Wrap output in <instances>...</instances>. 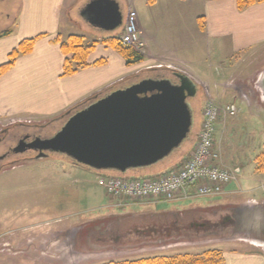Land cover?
I'll use <instances>...</instances> for the list:
<instances>
[{
    "label": "rangeland",
    "instance_id": "obj_1",
    "mask_svg": "<svg viewBox=\"0 0 264 264\" xmlns=\"http://www.w3.org/2000/svg\"><path fill=\"white\" fill-rule=\"evenodd\" d=\"M117 1L122 16L131 13L138 20H147L150 28L151 22L160 25L165 18L185 17L184 12L188 23L193 22L186 5H170L168 10L167 0ZM182 1L187 4L190 0ZM17 9L16 0L0 2V30L5 29L4 15L13 21ZM195 22L194 31L188 32L194 34L202 59L192 66L174 63L161 72L138 66L132 77V82H138L145 77L189 73L201 82L195 84L196 95L187 99L192 112L187 138L164 161L144 174L129 177H124L126 173L71 166L68 159L57 154L38 160L13 155L0 161V264H104L155 256H198L209 250L221 252L225 264H264V222L260 219L264 216V172L259 171L260 164L255 160L264 145V98L258 84L263 62L252 51L232 56L229 39L207 38L200 33L199 20ZM120 30L104 33H115L117 37ZM163 30L159 34L166 41L176 39L180 33L175 27ZM166 43L167 51H172L174 44ZM144 50L135 52L144 58ZM227 66L231 67L228 73ZM207 100L234 102L239 110L236 117L217 126L216 151L222 167L239 170L241 193L228 200L194 197L175 203H141L131 209L116 206L98 186V178H151L161 167L181 164L196 143ZM72 112L48 120L0 118V132L13 125L30 126L33 128L18 131L26 130L45 139L60 131ZM2 140L1 155L12 145L11 139ZM236 208L243 211L240 227L245 231L237 232L232 227ZM248 214L252 223L247 221ZM225 219L228 223L222 226ZM79 247H84V254Z\"/></svg>",
    "mask_w": 264,
    "mask_h": 264
},
{
    "label": "crops",
    "instance_id": "obj_2",
    "mask_svg": "<svg viewBox=\"0 0 264 264\" xmlns=\"http://www.w3.org/2000/svg\"><path fill=\"white\" fill-rule=\"evenodd\" d=\"M2 1L0 0V2ZM16 1L18 9L13 21L9 15H4L5 23L2 26L5 29L0 30V33L10 31L9 36L0 39V65L7 62L10 52L22 40L38 36L40 38L36 41L29 55L19 57L13 68L0 77V118L6 120L10 118L11 120H9L12 121L13 117L23 120H48L58 117L78 104L89 101L88 104L111 91L136 83L132 82V77H134V70L138 66H143L145 70H158V72H161V69L171 68L174 63L192 66L202 59L200 52L195 47L194 34L189 35L188 32L194 31L195 20L197 19L199 20L200 33H205L207 38L229 39L232 56L252 51L253 55L258 56L259 61L263 62L264 66V2L239 12L236 9L235 0H190L187 4L182 0H167L168 10L170 5L176 7L186 5L187 14L192 13L190 17L193 22L188 23V17L184 12L185 17L165 18L161 20L160 25L159 22H151L150 28L147 20L142 18L138 20L136 17L138 29L145 45V59L139 65L126 67L123 59L101 42L109 38H119L122 27L116 37L115 33L106 34L105 31L91 27L81 18L83 8L91 0ZM114 1L118 4L121 12L122 6L117 0ZM149 3H153V0H150ZM129 5L128 2L127 8ZM196 8L199 9L198 13L194 12ZM73 10L75 14L72 12ZM127 13L124 16L121 13L122 23H124ZM197 14H202L203 17H199L200 15ZM179 15L182 16L181 13ZM67 16H70L71 21L68 20ZM203 20L205 25H203ZM181 24L184 25L182 29H180ZM168 27H175V31L180 32L172 41H166L159 34L160 31L165 32L163 29H168ZM69 35L82 36L87 44L98 43L87 58V63L91 67L71 77L61 78L64 56L61 54L56 40L62 41ZM86 36L89 39H86ZM166 42L174 44L172 51H167ZM159 49H163L164 53ZM196 55L200 58H197ZM101 60L105 64L94 66L96 62ZM230 70V66L225 68L227 73ZM263 72L264 68L261 74ZM186 75L196 85H200L198 83L200 81L195 77L189 73ZM162 77L165 78L166 76L163 75ZM261 110L264 109L261 108ZM192 150L181 164L175 168L173 165L161 167V170L154 172V177L179 168L190 157ZM219 165L223 166L220 158ZM143 170L145 171L140 173L139 170L127 172L124 177L144 174L149 169ZM238 180L239 178L236 182L228 185L219 198L228 200L230 196L241 193V182ZM187 191L192 196V188H188ZM133 206L128 208L131 209ZM130 209L127 212L131 211ZM82 249L79 247V252L84 254Z\"/></svg>",
    "mask_w": 264,
    "mask_h": 264
},
{
    "label": "water",
    "instance_id": "obj_3",
    "mask_svg": "<svg viewBox=\"0 0 264 264\" xmlns=\"http://www.w3.org/2000/svg\"><path fill=\"white\" fill-rule=\"evenodd\" d=\"M81 18L91 27L112 32L122 16L114 0H91ZM156 77L109 92L70 114L53 136L35 139L31 148L62 155L77 166L127 173L164 161L187 138L192 125L188 98L196 86L187 76ZM264 98V72L258 80ZM260 215L259 212H257ZM247 221L252 223L250 214Z\"/></svg>",
    "mask_w": 264,
    "mask_h": 264
},
{
    "label": "built area",
    "instance_id": "obj_4",
    "mask_svg": "<svg viewBox=\"0 0 264 264\" xmlns=\"http://www.w3.org/2000/svg\"><path fill=\"white\" fill-rule=\"evenodd\" d=\"M136 18L127 13L120 43L140 51L145 45L141 39ZM238 108L234 103L220 104L207 100L202 110V123L189 159L178 169L155 178L99 177L97 184L119 207L140 203H172L186 201L191 197L217 198L225 188L237 180L239 170L219 165L215 150L216 126L236 117ZM192 188V196L188 193Z\"/></svg>",
    "mask_w": 264,
    "mask_h": 264
},
{
    "label": "trees",
    "instance_id": "obj_5",
    "mask_svg": "<svg viewBox=\"0 0 264 264\" xmlns=\"http://www.w3.org/2000/svg\"><path fill=\"white\" fill-rule=\"evenodd\" d=\"M235 2L236 9L239 12H242L248 7L263 3L264 0H235ZM9 34V30L0 33V39L9 36ZM39 38L40 36L22 40L17 45V47L10 52L7 57V62L0 65V77L6 74L9 70H11V68H13L16 60L19 57L29 55L32 52L36 41ZM101 42L102 44L115 51L123 59L126 67H131L140 64L144 61L142 55L136 53L131 48L123 46L120 43L119 38H109L106 40H102ZM97 43L98 42L87 44L84 41V37L78 35H69L62 41L57 39L56 44L59 45L60 52L64 56L61 78L71 77L77 74L78 72L91 67L87 63V58L94 51L95 45ZM103 64H105V62L101 60L96 62L94 66H102ZM87 102L89 101H85L81 104H78L74 108L70 109L68 112L73 111L72 113H74L77 110H80L82 107L87 105ZM255 160L257 163L260 164L259 171L264 172V145L262 152H260V154L256 156ZM104 264H225V262L221 252L217 250H209L203 253L202 255L198 256H155L136 260H125L120 262L111 261Z\"/></svg>",
    "mask_w": 264,
    "mask_h": 264
},
{
    "label": "flooded vegetation",
    "instance_id": "obj_6",
    "mask_svg": "<svg viewBox=\"0 0 264 264\" xmlns=\"http://www.w3.org/2000/svg\"><path fill=\"white\" fill-rule=\"evenodd\" d=\"M167 79H169L171 82H175L174 77H166ZM18 128H33L30 126H18V125H13V126H9L7 128H4L0 133H1V138H0V142L2 140V138L6 139L9 138L12 141V145L9 146V148H7L5 150V152L2 153V155L0 154V161L4 162V160L10 158L11 156H19L20 157H24V156H28L29 159L31 160H36L38 152L36 150H34L33 148L30 147V145L33 144V142L35 141V139L39 138L42 139L41 136L37 135L36 133H32V132H27L26 130L20 132L21 130L18 131ZM4 140H2L3 142ZM46 157L51 156L52 154L49 153H45ZM3 167V165L0 166V169ZM241 208H236L235 209V215H233V219L234 222L232 224L233 228H237V232H240L242 224L240 222V212H243L242 210H240ZM259 219V218H258ZM262 220V222H264V216L260 218ZM225 223H228V220H223L221 222V225L224 226ZM215 226H219V225H215ZM245 231V230H242Z\"/></svg>",
    "mask_w": 264,
    "mask_h": 264
}]
</instances>
